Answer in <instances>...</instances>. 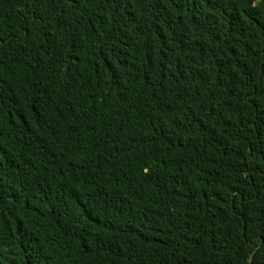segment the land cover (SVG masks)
Returning a JSON list of instances; mask_svg holds the SVG:
<instances>
[{
	"label": "trees",
	"instance_id": "1",
	"mask_svg": "<svg viewBox=\"0 0 264 264\" xmlns=\"http://www.w3.org/2000/svg\"><path fill=\"white\" fill-rule=\"evenodd\" d=\"M0 264H264V0H0Z\"/></svg>",
	"mask_w": 264,
	"mask_h": 264
}]
</instances>
